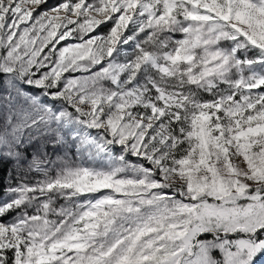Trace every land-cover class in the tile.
<instances>
[{
    "label": "snow or ice",
    "instance_id": "snow-or-ice-1",
    "mask_svg": "<svg viewBox=\"0 0 264 264\" xmlns=\"http://www.w3.org/2000/svg\"><path fill=\"white\" fill-rule=\"evenodd\" d=\"M0 264H264V0H0Z\"/></svg>",
    "mask_w": 264,
    "mask_h": 264
},
{
    "label": "rangeland",
    "instance_id": "rangeland-1",
    "mask_svg": "<svg viewBox=\"0 0 264 264\" xmlns=\"http://www.w3.org/2000/svg\"><path fill=\"white\" fill-rule=\"evenodd\" d=\"M56 2H57V0H49V4H54Z\"/></svg>",
    "mask_w": 264,
    "mask_h": 264
},
{
    "label": "trees",
    "instance_id": "trees-1",
    "mask_svg": "<svg viewBox=\"0 0 264 264\" xmlns=\"http://www.w3.org/2000/svg\"><path fill=\"white\" fill-rule=\"evenodd\" d=\"M3 173H0V178H2Z\"/></svg>",
    "mask_w": 264,
    "mask_h": 264
}]
</instances>
